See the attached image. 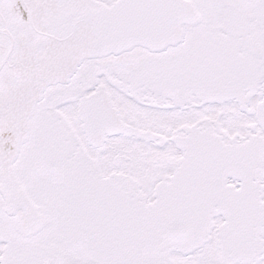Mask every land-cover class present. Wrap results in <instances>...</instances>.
<instances>
[{
  "label": "snow or ice",
  "instance_id": "snow-or-ice-1",
  "mask_svg": "<svg viewBox=\"0 0 264 264\" xmlns=\"http://www.w3.org/2000/svg\"><path fill=\"white\" fill-rule=\"evenodd\" d=\"M0 264H264V0H0Z\"/></svg>",
  "mask_w": 264,
  "mask_h": 264
}]
</instances>
